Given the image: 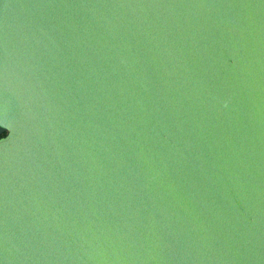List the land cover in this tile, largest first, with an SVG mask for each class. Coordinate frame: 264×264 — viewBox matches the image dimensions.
<instances>
[{
	"label": "water",
	"instance_id": "water-1",
	"mask_svg": "<svg viewBox=\"0 0 264 264\" xmlns=\"http://www.w3.org/2000/svg\"><path fill=\"white\" fill-rule=\"evenodd\" d=\"M0 264H264V0H0Z\"/></svg>",
	"mask_w": 264,
	"mask_h": 264
}]
</instances>
